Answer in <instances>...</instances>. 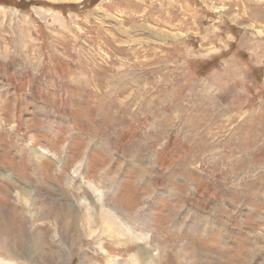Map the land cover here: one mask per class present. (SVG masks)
<instances>
[{"label":"rangeland","instance_id":"1","mask_svg":"<svg viewBox=\"0 0 264 264\" xmlns=\"http://www.w3.org/2000/svg\"><path fill=\"white\" fill-rule=\"evenodd\" d=\"M138 245L264 264V0H0V263Z\"/></svg>","mask_w":264,"mask_h":264},{"label":"bare ground","instance_id":"2","mask_svg":"<svg viewBox=\"0 0 264 264\" xmlns=\"http://www.w3.org/2000/svg\"><path fill=\"white\" fill-rule=\"evenodd\" d=\"M13 11V10H12ZM15 14V13H14ZM101 214L104 216V217H106V215L108 214V215H110L108 212L106 213V212H103V210H102V212H101ZM111 216V215H110ZM106 219H111L110 217H106ZM116 219V218H115ZM102 221V220H101ZM105 221V220H104ZM102 224V223H101ZM104 224V223H103ZM117 225V224H116ZM104 226V225H103ZM118 226V225H117ZM105 227V226H104ZM103 227V228H104ZM119 228V227H118ZM107 230V229H106ZM121 231H123V230H121ZM122 233V232H121ZM137 234H139V233H137ZM125 235V237H124V241H118L119 239V237L118 238H116V236L114 237V238H116V239H118L117 240V242H119V244H121V246L123 245V247L127 244V243H129V238H127V235H126V233L124 234ZM136 235V234H135ZM122 237V236H121ZM138 237V238H137ZM137 237L135 236L134 237V240L135 239H138V240H141V241H144L145 240V238L143 237V235L142 234H140V235H137ZM114 242H115V240H114ZM123 244H122V243ZM116 243V242H115ZM136 244V243H135ZM139 244V243H138ZM135 246V245H134ZM135 247H137V246H135ZM145 250V247L144 246H140V245H138V248H137V251H136V254H135V256H133L131 259H127V261L129 262V264L130 263H132V264H142V263H138V260L140 261L141 259H144V253H143V251ZM147 255V254H146ZM154 254H152L151 256H153ZM131 256V255H130ZM138 257V260L135 258V257ZM150 256V255H149ZM154 258H155V256H153ZM153 259V258H152ZM151 260V259H150ZM137 261V262H136ZM1 264V263H0Z\"/></svg>","mask_w":264,"mask_h":264},{"label":"trees","instance_id":"3","mask_svg":"<svg viewBox=\"0 0 264 264\" xmlns=\"http://www.w3.org/2000/svg\"><path fill=\"white\" fill-rule=\"evenodd\" d=\"M16 9V8H15ZM21 9V8H20Z\"/></svg>","mask_w":264,"mask_h":264}]
</instances>
